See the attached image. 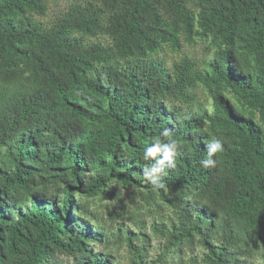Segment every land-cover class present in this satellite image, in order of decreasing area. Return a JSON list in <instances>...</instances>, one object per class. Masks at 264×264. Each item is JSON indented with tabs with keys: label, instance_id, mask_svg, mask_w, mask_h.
Listing matches in <instances>:
<instances>
[{
	"label": "trees",
	"instance_id": "16d2710c",
	"mask_svg": "<svg viewBox=\"0 0 264 264\" xmlns=\"http://www.w3.org/2000/svg\"><path fill=\"white\" fill-rule=\"evenodd\" d=\"M46 9L0 0V264H115L73 196L109 198L111 181L175 213L156 226L155 259L127 233L129 264H165L195 240L203 264H247L250 245L264 248V0H80L49 24L33 18ZM194 37L213 49L204 66L158 58ZM197 85L209 111L190 107ZM170 138L175 166L157 188L144 171L162 153H144Z\"/></svg>",
	"mask_w": 264,
	"mask_h": 264
},
{
	"label": "rangeland",
	"instance_id": "374dc122",
	"mask_svg": "<svg viewBox=\"0 0 264 264\" xmlns=\"http://www.w3.org/2000/svg\"><path fill=\"white\" fill-rule=\"evenodd\" d=\"M80 0H46L47 9L44 14H33V18L43 24H49L52 20L62 13L71 3ZM180 50L174 51L170 47L165 46L158 55L167 66L173 61L186 56L196 59L204 66L212 56L213 49L209 46L208 38L200 39L194 37L192 42H182ZM196 102L191 104L192 109L207 108L210 110L211 98L201 85L195 87ZM232 100L230 92H226ZM113 192L109 198L105 197H85L77 191L73 194L75 200L86 202L88 208L97 215L99 225L103 227L106 240L105 250L114 255L115 264H129V253L127 251L126 235L133 233L137 236L136 242L145 244L149 252V259H155L161 251L164 242V236L156 228L160 222L169 225L175 219V213L172 209L158 198L156 193H152L149 202L145 198V192L148 188L126 186L117 181H111L106 184ZM53 190L49 192L52 196ZM62 193H58L54 198L60 200ZM122 204V207L119 204ZM91 224V223H90ZM96 250L102 249V245L95 243ZM205 249L196 240L192 245H186L180 258H168L165 264H203L201 257ZM264 248L258 244L250 245L248 255L246 257L247 264H264L263 263ZM60 261L64 264L69 260L60 257Z\"/></svg>",
	"mask_w": 264,
	"mask_h": 264
},
{
	"label": "clouds",
	"instance_id": "9594fccd",
	"mask_svg": "<svg viewBox=\"0 0 264 264\" xmlns=\"http://www.w3.org/2000/svg\"><path fill=\"white\" fill-rule=\"evenodd\" d=\"M165 137L169 136V133L165 131L163 133ZM178 147V142L175 139L170 138V142L166 144H162L159 139L156 140L154 146L150 147L144 153V159L155 158L158 152L162 153V158L156 159L155 163L152 164L150 168H146L144 171V176L147 180L151 181V183L157 188H163L164 184L161 180V174L165 173L166 167H174L175 166V156L176 149ZM222 142L219 139L213 140L208 146V159L204 160L202 163L205 167L214 166L216 161L211 157L214 153L222 152Z\"/></svg>",
	"mask_w": 264,
	"mask_h": 264
}]
</instances>
